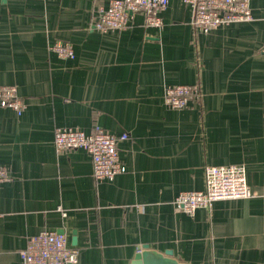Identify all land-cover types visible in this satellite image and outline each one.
Wrapping results in <instances>:
<instances>
[{"label":"crops","instance_id":"1","mask_svg":"<svg viewBox=\"0 0 264 264\" xmlns=\"http://www.w3.org/2000/svg\"><path fill=\"white\" fill-rule=\"evenodd\" d=\"M111 0H0V86L25 111L0 107V264L41 232L64 234L77 264H132L141 249L184 264H264V0L253 19L210 34L182 0L162 28L136 14L121 31L92 28ZM72 45L61 59L55 43ZM198 85L187 108L164 104L169 86ZM120 138L126 172L96 181L83 149L58 153L57 128ZM242 165L251 199L188 215L181 192L205 190L208 166ZM141 252V253H142Z\"/></svg>","mask_w":264,"mask_h":264},{"label":"built area","instance_id":"2","mask_svg":"<svg viewBox=\"0 0 264 264\" xmlns=\"http://www.w3.org/2000/svg\"><path fill=\"white\" fill-rule=\"evenodd\" d=\"M182 1L192 12V27L201 34L207 35L220 27L253 19L251 0ZM169 3L170 0H111L107 8L97 10L92 28L98 32L121 31L129 27L136 14L144 16L147 27L162 28L160 14L168 8ZM51 49L61 59L75 57L69 43L58 42ZM200 97L201 89L198 85L169 86L164 92V104L169 109L182 110ZM0 107L21 115L27 106L14 86H0ZM120 139L126 140L128 135L118 138L99 126L94 127L90 133L74 128H57L54 146L58 153L85 150L92 160L94 179L112 181L117 175L126 172L118 149ZM9 179L8 171L0 165V186ZM256 195L248 184L245 166H208L205 170V190L181 192L174 205L184 213L193 215L198 209L210 210L221 200L251 199ZM141 252L139 249L138 253ZM78 257L79 250L68 245L64 234L47 231L33 236L20 252L23 264H77Z\"/></svg>","mask_w":264,"mask_h":264},{"label":"water","instance_id":"3","mask_svg":"<svg viewBox=\"0 0 264 264\" xmlns=\"http://www.w3.org/2000/svg\"><path fill=\"white\" fill-rule=\"evenodd\" d=\"M132 264H184L173 258L171 252L161 254L146 248L145 251L136 255Z\"/></svg>","mask_w":264,"mask_h":264}]
</instances>
